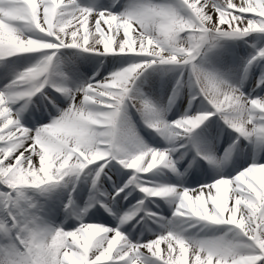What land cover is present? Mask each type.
I'll list each match as a JSON object with an SVG mask.
<instances>
[{
	"label": "snow or ice",
	"instance_id": "snow-or-ice-1",
	"mask_svg": "<svg viewBox=\"0 0 264 264\" xmlns=\"http://www.w3.org/2000/svg\"><path fill=\"white\" fill-rule=\"evenodd\" d=\"M253 33L264 34V0H130L120 13L80 0H0V62L38 57L0 91V264H264V163L253 162L235 175L196 188L154 186L145 178L159 169L179 175V161L169 149L143 145L121 123L135 81L149 69L172 68L179 73L177 90L187 83L201 111L171 124L149 119V127L169 139L188 138L197 155L210 162L193 133L212 117L218 116L238 137L264 144V98L244 96L200 63L202 52L211 51L222 38ZM62 50L140 62L102 80L93 77L70 94L72 104L59 118L33 131L20 121L23 107L14 106L45 87L68 91L56 87L54 79ZM257 60H264V50L248 63ZM261 85L264 73L256 87ZM136 104L146 116H158L147 101ZM113 161L132 175L111 199L125 188L144 195L123 216L101 203L118 219L114 227L81 222L70 231L53 228L24 198L26 190L47 191L92 165L97 166L95 187ZM113 169L119 171L115 165ZM159 199L175 202L174 219L191 222L184 231L198 225L227 231L212 238L188 237L147 209L146 200ZM141 212V220L153 219L165 228L143 243L121 230Z\"/></svg>",
	"mask_w": 264,
	"mask_h": 264
},
{
	"label": "bare ground",
	"instance_id": "bare-ground-1",
	"mask_svg": "<svg viewBox=\"0 0 264 264\" xmlns=\"http://www.w3.org/2000/svg\"><path fill=\"white\" fill-rule=\"evenodd\" d=\"M80 2L84 5L101 6L103 8H107L109 11L115 12L121 3V0H119V3L115 4V7H112L114 0H80ZM120 35H122V31H121ZM90 40H91V37H90ZM64 51H65L66 55H68V57H64L62 60L58 59V64H60V66H62L64 69H66L67 74L65 77H59V78L63 82L70 83V87L68 86L69 88H67V87L63 88V89H66L68 91H66L64 93L61 92V94L57 95V93H55V91L52 90V87L49 86V87H45L41 93H37L35 96H32L30 99L20 101L18 104H16L14 106V110H20L23 107V110L19 111V117H20V121L24 127L32 128L33 121L30 118V114L33 112L39 114L38 119H43L44 117H46V118L48 117V116H46L48 112L55 111V107H58L60 105H63V107L66 106L64 109V110H66L67 107L70 106L72 103V100L70 99V94L74 93L76 91L77 86H79L81 84L84 85L87 82H89V78L91 79L92 73L94 74V71L101 68L99 66H96L95 64H94V66H92V65H90V63H86V62L81 63L79 61L76 62L77 60L75 61L74 59H78V57H76V55L74 54L75 50H64ZM69 57H72V59H73V62L71 61L72 64H70V65L67 64V62L69 61V59H68ZM21 58H23V56L12 57L6 61L0 62V79L2 81L7 79V76H5V75L7 74V72L9 70H13V69H15L14 67H18L17 66V65H19L18 61ZM103 67H104L102 69L103 72L105 71V69H107V70L109 69L108 67H105V66H103ZM54 79L56 81V77H54ZM153 79H154V81H153ZM153 79H152V82L148 88V92L150 93L151 96L155 95V91H157V93L161 94L162 93V87H163L162 86L163 84H159V81L156 79V77H153ZM73 85H75V87H73ZM0 91H6V87L1 88ZM139 91H140L139 86L135 83L133 85L132 92L130 93V96L133 97V95H135L134 97H136L137 95H139L137 97V99L139 101H147L146 98L140 96L141 94L143 95L144 93L142 92L140 94ZM247 92L248 93H247L246 97L258 98L259 93H257L256 90H252L249 88ZM43 95L46 96V98H43ZM47 98H50L51 101H53V102L55 100L56 102L53 104V102L52 103L49 102L50 99L48 100ZM160 101L161 102H158V104L161 107L164 104H166L167 107H169V106L171 107V104L173 103L169 99L168 100L163 99ZM137 106H139V105L137 104ZM60 107H62V106H60ZM56 109H58V108H56ZM182 109H183V102H182L181 97H180L176 101V105H175V107L171 113V117H175L177 115V113L182 111ZM59 110H60V108H59ZM131 110H132L131 105H128V107L126 106V109H125L124 113L122 114L121 123H122L123 127L125 126L124 123H126L130 119V118H128L127 114H128V111H131ZM142 116H143L142 120H141V118L140 119L138 118V123H139V125L141 124L143 130H145V127L143 126L144 125V121H143L144 119H145L146 124L148 123L149 119H161V120L165 121L164 119H162V116L160 114H158V116L152 117V118H150L144 114ZM134 117H135V115H134ZM136 120H137V117H136ZM208 123H209V121H207L206 125ZM39 127H43V126L40 125ZM193 135L198 136L199 132L197 131V132L193 133ZM219 135H220L219 133H217L215 135V143L217 142V136H219ZM164 138L167 139L166 136H163V137L158 136L156 138V140L154 141V144L150 145V146L146 145L140 139L139 140L143 143V145H145L149 148L160 150V148H163L162 145L160 144V142L165 143ZM227 139L228 138H224V137L221 139V143L223 145L221 147L225 148L226 144L229 142ZM159 140H160V142H158ZM226 140H227V142H226ZM253 143L254 144L252 146H250V143L248 141L247 144H249V147L244 148L243 147L244 143L238 142L237 147L234 148L233 160L230 161L228 159L227 160L224 159V161H223V158L221 159L222 162L224 164H226L227 166L229 164H231L229 171L224 173V174H222L220 172V169L217 166L218 159H217V161L214 158L212 159V157H218L215 155V152L213 151L214 147L210 146V144L200 145L199 150L204 155H208L212 159V161L210 162L209 167L206 168V166H204V165L201 166L199 164V159L195 155H189L186 158L187 160H191L192 157H194L195 159H198V161H196L193 164V166H190L192 169L189 168V171L193 172V175H195V176H197V174H198L199 175L198 181H200L204 184V183H211L214 179H218L220 177L227 178L228 173H230L231 176L235 175L238 170H243L247 166L251 165L253 162L264 163V160H260V157L258 156V153H259L258 148H257L258 144L255 143V140ZM171 152H172V158L174 160L179 161V163L183 162L182 160H184V157H183L184 155H181L182 154L181 150L177 151V148H172ZM224 153L226 154V150L224 151ZM242 159L245 161L243 166H241L242 165L241 161H243ZM96 167H97L96 165L90 166L88 169H85L84 172L79 177L73 176V177L66 178L64 182H62L60 185H57L59 187L58 191H56L54 193H50L49 195H47L46 198H44V206L40 210L39 214L48 225H50L51 227H54V225L56 224L58 216H59V212H60L58 206H60V203L63 200H65L64 199L65 197H67V199H70L69 205H71V209H70L71 212L77 213L78 225H80L81 222L92 223L94 221V214L93 213L94 212L97 213V211L99 212V214L97 213V215H96V217H98V218H96L97 220L101 219L102 221L107 222L110 225H114L115 223H118V221L117 222H116V220L114 221V216L110 215L109 212L105 209V207H101L100 206L101 203L107 205L108 207L110 204H112L113 206L110 208L112 209L113 212L116 213V211L119 208L120 199L123 198L125 195H127V193L131 192L132 193L131 195H133V201L131 203H133L134 205L132 207H130L129 210H130V212H132L135 209V206L137 205V201L140 199H144L143 193H140V192L134 190V188H129L130 190H128V188H126V190H128V191L125 192V190H124V192H121L120 195L116 197L115 201H113L111 198L115 195V193L120 188H123L124 185L120 186V187L116 186V187H119V189L116 191L114 189H110L107 191L104 188L106 178L109 180H113V179L118 180L119 179V181H121V179H123L122 182L124 180L128 181L132 175V172H131V170H129L128 172H130V174L128 176H125L124 173L126 171L123 172L120 169H118L117 167H115V168L119 170L118 172L115 171L112 167L111 168L110 167L105 168L103 173L101 174L100 179L97 182L96 186L93 187L92 181L95 177ZM203 168H205V169H203ZM128 172H126V174ZM166 174H167L166 169H159L155 173L149 174V176L146 177L145 179L149 180L154 186H168L172 182L169 181V178L167 177ZM188 174L189 173H186L185 175L187 176ZM202 178L207 179V181L204 182L202 180ZM179 179H180V176H179ZM179 179H174V180L178 181ZM191 181H192L191 178H189L188 180H187V178L184 179V183L187 185H189V183H191ZM122 182L120 183V185L122 184ZM65 190L67 191V193H66L67 195L63 196V193ZM145 203H146V207L149 210L151 209L152 206H154V208L160 209L162 213L168 212L169 217H170L169 222H171L172 227H175L181 231H184L185 229H187L188 223H191V222L185 223V222H182L178 219L173 218V212L175 210V202L172 200H164V199H159V200H155V201H147L146 200ZM161 203L163 204V207L165 209L164 211H162ZM90 209H92L91 212L89 213V215H86V213ZM81 211H83L82 214L80 213ZM132 221L136 222L133 224V230H134V228L139 225L138 224L139 218L137 217ZM131 222L124 224L123 228L130 225ZM72 224H73V222H71V221L64 223L65 226L72 225ZM215 227H218V226L205 227L204 225H198L196 228H190L187 231H184V234L188 237L193 238V239H198V237H196V236L200 235L201 232L212 230ZM164 230H165V228L162 227L161 224L156 225V228L153 231L146 232L144 234V236L139 241L142 243L147 242L148 240L155 238V235L157 233H160ZM165 247H166V245H164V244L161 245L162 249H164Z\"/></svg>",
	"mask_w": 264,
	"mask_h": 264
},
{
	"label": "rangeland",
	"instance_id": "rangeland-1",
	"mask_svg": "<svg viewBox=\"0 0 264 264\" xmlns=\"http://www.w3.org/2000/svg\"><path fill=\"white\" fill-rule=\"evenodd\" d=\"M156 3H175L176 0H154ZM130 3V0H121L120 5L116 9L114 13H120L125 10V7ZM260 50H264V34H257L253 33L250 34L247 37L244 38H235V39H230V38H222L218 42H216V47H214L211 51H207L205 49L202 52V55L200 57V63L201 66L206 70L212 73L213 75L217 76L220 79L225 80L227 83L232 85L233 87H236L240 90L241 93L246 96V93L244 92L246 89L250 88L252 90H256L257 93H259L258 98H264V85H261L260 87H256L257 82L261 79L262 73H264V60H257L253 62L252 64H249L248 62L252 59V57L256 56L257 53ZM74 53V52H73ZM76 57L78 59H74L76 62H81V63H90V65L94 66L96 65H102L105 67H108L109 69H105L103 74H99L96 81L102 80L108 76H110L113 72L120 70L123 67L129 66L131 62H140L139 58H129V57H120V56H114V55H107V56H93L89 53H84L80 52L78 50H75ZM58 59L62 60L64 57H68L66 55L65 51L62 50L58 54ZM36 54H31L29 56H23V58L19 59V65L18 67H14L15 69L9 70L5 76H7V79L2 81V85H5L6 83H9L12 77H16V75L19 74L20 71H23V68L25 66H31L34 64L37 60ZM69 61L67 62L68 65L72 64L71 61L73 62L72 57L68 58ZM240 66V67H239ZM241 66H246V67H241ZM69 68V67H68ZM242 69L244 71H242ZM252 75L250 76V74ZM66 69H64L62 66L58 67V71L55 75L56 77V87L59 88H69L70 83L68 82H63L59 77H65L66 76ZM241 74L245 77L244 80L240 78ZM153 77H156V79L159 81V84H163L162 86V93L159 94L157 91H155V95L151 96L150 93L148 92V88L152 82ZM179 78V73L178 71L172 69V68H166V69H161V70H154V69H149L146 71L143 75H141L135 83L139 86V92L140 94L143 92L144 94L140 95L144 98H146L147 102L150 104V106L155 109L156 113L160 114L163 116V110L164 106H159L158 102H161L160 100H165V99H170L173 97L175 93V100H178L181 97V100L183 102V109L173 119L169 121H166L167 123H172L175 120L181 119L185 115H196L201 111V104L199 100H192L193 96V91L192 89L185 83L184 86L179 87L177 90V80ZM188 79V73H184V81L186 82ZM154 81V79H153ZM95 82V81H93ZM240 82V83H239ZM69 86V87H68ZM240 86H243L244 90L240 89ZM5 87V86H3ZM2 87V88H3ZM75 87V85H73ZM83 87V85L77 86V89ZM53 89V88H52ZM59 94L61 92L55 91ZM70 93V92H69ZM149 94V95H148ZM53 95V94H52ZM63 95V94H62ZM69 95V94H68ZM137 95V94H136ZM131 97V99L128 101V105H131L132 110L128 111V118L129 121H127L125 124V128H130L135 136L140 139L137 135L143 137L144 134H153V135H161L162 137L165 136L161 133L156 132L153 130L151 127L148 126V123H145L144 121V127L145 130H142V126H139L138 123L134 121L133 115H137L138 117L143 118V112L141 110H138L140 106H133L136 101H138L137 95L136 97ZM46 97V96H45ZM48 99V98H47ZM202 99V98H201ZM51 101V99H50ZM191 101V103H190ZM53 102V101H51ZM72 104V103H71ZM139 105V104H138ZM59 109H56V113H54L55 118H59V116L66 111L70 106L67 107L66 110L63 105ZM145 115V114H144ZM53 119V120H54ZM165 120V119H164ZM224 128L225 129V134H228L230 137H227L229 141L235 142L236 140H240L243 144L244 148L249 147L248 141L244 139L243 137H238V134L234 132L231 128H229L227 125L224 124V122L218 117H212L209 120V123L204 126L203 130L200 132L199 136L196 137V140H198V145L199 144H211L213 142L216 133L218 132L219 129ZM147 129V130H146ZM146 131V132H145ZM145 132V133H144ZM184 139H170V144H169V149L174 148L176 145L180 142H182ZM143 142V141H142ZM254 139L252 141H249L250 146H252L254 143ZM257 143V148L259 151L258 155L260 157V160H264V155L263 150H264V144ZM191 144V143H190ZM188 147V143L185 144L184 147ZM191 146H193L191 144ZM234 146L235 143H231V146L229 147L228 145L225 146V148L222 147L221 150L213 149L215 152V155L218 157H212L217 161V166L219 167L220 159H228L232 160L234 157ZM181 147V146H179ZM167 148V149H168ZM180 149V148H178ZM165 150V148H163ZM226 150V154L224 151ZM194 151V148H193ZM208 156V155H205ZM223 156V157H222ZM209 157V156H208ZM211 159V161H212ZM203 162V165L209 166V159H201ZM245 163V162H244ZM242 163L241 166L244 165ZM186 165V163H184ZM115 165V167H118L121 169V171H126L128 172L129 170L124 169L121 167L119 164H117L115 161L112 162V164H109L108 167H112ZM106 167V168H108ZM124 173L125 176H128L130 172L126 174ZM172 175V173H170ZM59 190V187L52 186L50 187L47 191H41V190H26L24 193V198L31 203L35 204L37 208L39 209V212L44 204V198L47 197L50 193H54ZM67 191L65 190L63 193V196H66ZM153 221V220H151ZM171 225V224H170ZM172 227V225H171ZM227 231V228L224 226H218L215 227L212 230L208 231H203L200 233V235L196 236L199 238H212L214 236H221ZM231 235V234H230ZM235 239V237H232Z\"/></svg>",
	"mask_w": 264,
	"mask_h": 264
}]
</instances>
